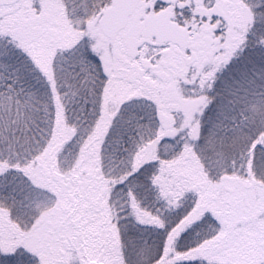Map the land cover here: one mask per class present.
Instances as JSON below:
<instances>
[{"label":"snow or ice","instance_id":"snow-or-ice-1","mask_svg":"<svg viewBox=\"0 0 264 264\" xmlns=\"http://www.w3.org/2000/svg\"><path fill=\"white\" fill-rule=\"evenodd\" d=\"M0 264H264V0H0Z\"/></svg>","mask_w":264,"mask_h":264}]
</instances>
